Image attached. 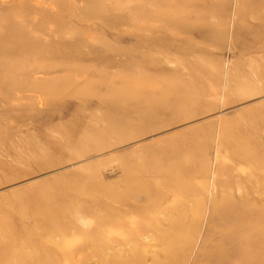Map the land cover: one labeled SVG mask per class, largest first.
<instances>
[{
    "label": "rangeland",
    "instance_id": "rangeland-1",
    "mask_svg": "<svg viewBox=\"0 0 264 264\" xmlns=\"http://www.w3.org/2000/svg\"><path fill=\"white\" fill-rule=\"evenodd\" d=\"M96 240L264 264V0H0V262Z\"/></svg>",
    "mask_w": 264,
    "mask_h": 264
},
{
    "label": "bare ground",
    "instance_id": "bare-ground-1",
    "mask_svg": "<svg viewBox=\"0 0 264 264\" xmlns=\"http://www.w3.org/2000/svg\"><path fill=\"white\" fill-rule=\"evenodd\" d=\"M156 223V222H155ZM153 225V224H152ZM152 225H150V226H152ZM156 225V224H155ZM154 225V226H155ZM146 226V225H145ZM169 226V225H168ZM153 227V226H152ZM157 227V226H156ZM160 227V226H159ZM171 226H169V228H170ZM127 228V227H126ZM144 228V227H143ZM149 228V227H148ZM168 228V227H167ZM168 228V229H169ZM175 228V227H174ZM153 229H154V227H153ZM166 229V228H165ZM129 231V230H128ZM151 231V230H150ZM157 231V230H156ZM161 231V230H160ZM166 231V230H165ZM164 231V232H165ZM172 231V230H171ZM171 231H170V234H171ZM132 232H133V230H132ZM134 232H136V231H134ZM166 232H168V231H166ZM131 233V232H130ZM137 233V232H136ZM144 233V232H143ZM150 233V232H149ZM160 234L162 233V235L161 236H164L165 234L163 233V231L162 232H159ZM176 233V232H175ZM112 234V233H111ZM132 234V233H131ZM146 234V233H145ZM144 234V235H145ZM156 234H158V232L156 233ZM173 234V233H172ZM143 235V234H142ZM147 235V234H146ZM152 235H153V233H152ZM167 235H169V234H167ZM169 237V236H168ZM167 237V238H168ZM102 238V237H101ZM131 238V237H130ZM130 238H129V240H130ZM162 238V237H161ZM96 239V238H95ZM103 239V238H102ZM133 239V238H132ZM164 239V238H163ZM152 240V239H151ZM157 240V239H156ZM165 240H167L166 239V236H165ZM97 241V240H96ZM105 241V240H104ZM116 241V240H115ZM119 241H120V239H119ZM128 241V240H127ZM158 241H161V240H158ZM157 241V242H158ZM85 242V241H84ZM88 242V241H87ZM106 242V241H105ZM126 242V241H125ZM137 242V241H136ZM115 243V242H114ZM119 243V242H118ZM133 243V242H132ZM160 243V242H159ZM107 244V243H106ZM108 244H109V242H108ZM116 244V243H115ZM123 244H124V242H123ZM165 245H166V243H164ZM120 245V244H119ZM129 245H131V244H128V246ZM82 246V245H81ZM122 246V245H121ZM134 246H136V245H134L133 244V247ZM144 246V245H143ZM163 247H165L164 245H162ZM115 247V246H114ZM130 247V246H129ZM75 248V247H74ZM78 248V247H77ZM109 249V248H108ZM124 249V248H123ZM131 249V248H130ZM133 249V248H132ZM136 250V249H135ZM57 251H58V249H57ZM62 251V253H60L59 251H58V253H59V255L58 256H56L57 257V259H55V257H53V258H51L50 256L47 258V259H45L43 256L46 254H43V256L41 257L40 255H35V256H33V255H27V256H21L20 257V259H18V260H14V261H6V262H0V264H56V261L59 259V261L62 259V258H67L68 256H72V255H79V256H81V261L83 262V263H88V258H90V256L92 257H96V258H99V254H100V258L97 260V263L96 264H106L105 262H103V260H105L104 259V257H103V260L101 259V256L103 255V254H105L106 253V251L103 249V247H101L100 246V244L98 243V241L97 242H92V243H87V245H85V250H83V249H80V251L77 249V250H75V249H73V248H71V247H64V249L63 250H61ZM121 251V250H120ZM130 251V250H129ZM137 251V250H136ZM135 251V252H136ZM166 251V250H165ZM38 252H39V249H38ZM37 252V253H38ZM134 252V253H135ZM47 253H49L48 251H47ZM52 253L53 254H57V253H55V251H52ZM125 253V252H124ZM128 253V252H127ZM134 253H132L133 255H134ZM81 254H84V255H86V256H82ZM129 254H131L130 252H129ZM135 254H137V253H135ZM90 255V256H89ZM45 256H48V255H45ZM52 256V255H51ZM129 256H131V255H129ZM138 257V256H137ZM164 257V256H163ZM113 258V257H112ZM114 258H115V256H114ZM140 258V257H139ZM110 259V258H109ZM90 260V259H89ZM134 260V259H133ZM132 260V261H133ZM109 261V260H108ZM110 261H111V259H110ZM109 261V262H110ZM139 261V260H138ZM133 262H135V261H133ZM138 263V262H137ZM150 263V262H149ZM69 264H71V262L69 263ZM72 264H75V263H73L72 262ZM77 264H79L78 262H77ZM108 264V263H107ZM134 264V263H133ZM136 264V263H135ZM158 264V263H157Z\"/></svg>",
    "mask_w": 264,
    "mask_h": 264
}]
</instances>
